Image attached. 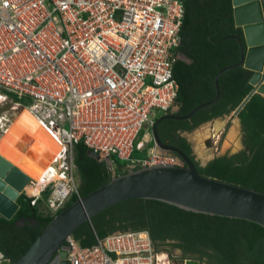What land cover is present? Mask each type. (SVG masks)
<instances>
[{
  "label": "built area",
  "instance_id": "2783aa9c",
  "mask_svg": "<svg viewBox=\"0 0 264 264\" xmlns=\"http://www.w3.org/2000/svg\"><path fill=\"white\" fill-rule=\"evenodd\" d=\"M184 15L183 0H0V97H29L28 110L59 146L22 193L33 206L55 214L79 196L78 144L130 170L179 164L158 150L153 129L159 113L174 114ZM95 236L88 247L66 241L69 264H169L145 231Z\"/></svg>",
  "mask_w": 264,
  "mask_h": 264
},
{
  "label": "trees",
  "instance_id": "16d2710c",
  "mask_svg": "<svg viewBox=\"0 0 264 264\" xmlns=\"http://www.w3.org/2000/svg\"><path fill=\"white\" fill-rule=\"evenodd\" d=\"M183 1L182 44L176 53H186L192 63L177 60L174 78L179 84L176 104L182 108L179 113L186 115L216 97L215 77L220 70L240 62L239 43L233 35L242 36V33L232 28L231 0ZM251 75L243 67H235L220 77L221 97L206 108L210 110L208 120L229 115L241 104L252 90ZM237 117L242 121L244 133V149L238 154L217 157L202 167L190 157L191 147L185 139L178 137L175 145L194 161L202 176L264 193V97L254 95ZM171 122L175 123L174 120L163 123ZM186 129L190 131L194 127ZM146 156V151H135L133 155L134 158ZM111 159L118 164L115 175L129 172L125 162L116 157ZM75 164L80 197L113 178L106 163L94 157L84 144L75 147ZM79 196L74 195L53 214L42 211L41 201L33 206V198L21 194L14 216L0 215V254L5 259L1 264L18 261L53 218L78 201ZM135 217L143 225L132 230L148 231L159 250L179 249L184 258L207 260L210 264H264V228L258 224L195 213L157 200L134 199L118 204L83 224L73 238L84 247L92 246L96 243L95 235L104 238L116 231H126L124 223Z\"/></svg>",
  "mask_w": 264,
  "mask_h": 264
},
{
  "label": "water",
  "instance_id": "95a60500",
  "mask_svg": "<svg viewBox=\"0 0 264 264\" xmlns=\"http://www.w3.org/2000/svg\"><path fill=\"white\" fill-rule=\"evenodd\" d=\"M231 2L234 26L242 33V36H233L239 43L240 62L219 71L215 77L216 97L194 108L183 117L185 119L220 99L219 79L235 67H243L252 73L249 80L252 90L232 115L238 116L254 95L264 97V0ZM173 118L178 117L173 114L161 116L153 129V137L159 151L175 153L183 165L159 164L113 176L109 183L81 197L55 216L29 250L14 264H69L66 241L78 228L104 211L134 199L157 200L195 213L246 220L264 228V193L202 176L190 157L161 140L159 123ZM104 162L110 170L118 169V164L111 158H106ZM32 179L37 178H31L0 154L2 216H14L18 209L16 200ZM185 264L200 262L188 259Z\"/></svg>",
  "mask_w": 264,
  "mask_h": 264
},
{
  "label": "rangeland",
  "instance_id": "374dc122",
  "mask_svg": "<svg viewBox=\"0 0 264 264\" xmlns=\"http://www.w3.org/2000/svg\"><path fill=\"white\" fill-rule=\"evenodd\" d=\"M3 93L9 95L11 99L0 97V119L1 117L4 118L3 121H0V154L19 167L22 163H30V154L35 151L39 155L38 160L41 168L46 170L53 157L58 153L59 146L48 134L38 131V128H35L21 114L31 105L32 100L29 97H19L7 91H3ZM16 103L23 108L17 106ZM162 115L159 113L158 117ZM150 133L149 130L146 132L149 135ZM185 137L191 145L194 159L201 165H205L208 161L220 156L238 154L244 149L242 123L232 113L201 124L187 132ZM150 147L152 145L148 144L146 150ZM40 158L42 159L40 160ZM141 158L143 157L135 159ZM178 165H183V163L179 161ZM116 173L118 172L112 171L113 176H116ZM44 199H47V194L44 195ZM40 208L43 212L51 213L45 205H41ZM162 250L166 255V261H171L173 264H185V256L181 258V250L172 249L170 252V247ZM2 262L4 261L0 257V264ZM199 262L200 264H210L207 260Z\"/></svg>",
  "mask_w": 264,
  "mask_h": 264
},
{
  "label": "flooded vegetation",
  "instance_id": "af4514ba",
  "mask_svg": "<svg viewBox=\"0 0 264 264\" xmlns=\"http://www.w3.org/2000/svg\"><path fill=\"white\" fill-rule=\"evenodd\" d=\"M231 24H232V28L233 29H235L238 32H241V30L239 28H236L234 26V22L231 23ZM237 35H239V33L234 34L233 36H237ZM178 55H179V60H182L183 62H185L187 64H191L192 63V60L188 57V55H186V53L181 52ZM175 107H177V110H174V114L173 115L176 116V117H178V118L167 119V120H171V121L174 120L175 121V123H172L171 122L172 124H169V125H166V124L163 123L166 120H163L162 122H160L159 125H158V133H159V136H161V138L168 145H172V146L177 147L175 144L177 142H179L178 137H180L182 139H185L187 141V143L190 145L189 141L185 137V135L187 134V132H190V131L187 130L186 128L189 127V126L196 128V127L200 126L201 124H205V123L209 122L210 120L207 119V115H208V111H210V110H207L206 109L208 107L203 108V109H201V110H203L202 112L200 110L201 113L200 112H197L191 118L185 119L183 117H185L187 114L186 115H182V114L179 113L180 110L182 109L181 106L176 104ZM224 116H228V115H224ZM221 117H223V116H221ZM217 118H220V117H217ZM239 120L242 123V121H241L240 118H239ZM176 135H177V137H175ZM190 147H191V145H190ZM191 151H192V149H191ZM190 157H193V153H191V156ZM201 166L204 167L203 165H201ZM142 225H143V223H141V221H139L138 219H136V217L133 218V219H130L127 222L124 223V226H126V228H128L126 231H133L132 229L134 227H141ZM126 231H116V232H126ZM140 231H145V232L149 233L146 230H140ZM183 254H184L183 251H181V256H182L181 258H183V256H184ZM188 259H192V258H185V261L188 260ZM193 260H195V259H193ZM185 261H184V263H185ZM169 264H173V263H171V261H169Z\"/></svg>",
  "mask_w": 264,
  "mask_h": 264
},
{
  "label": "bare ground",
  "instance_id": "6f19581e",
  "mask_svg": "<svg viewBox=\"0 0 264 264\" xmlns=\"http://www.w3.org/2000/svg\"><path fill=\"white\" fill-rule=\"evenodd\" d=\"M28 121L29 123L33 124L35 128H38V131H43L45 134H47L42 127L39 125L38 121L34 118V116L31 114V112L28 109H25L21 113ZM219 126V125H218ZM59 151V148H58ZM39 155L37 152H31L29 161L30 163H22L19 168L26 172L28 175L34 178H39L40 175L45 171L40 166V161L38 160ZM42 158H40L41 160ZM79 198V197H78ZM68 208V207H67Z\"/></svg>",
  "mask_w": 264,
  "mask_h": 264
},
{
  "label": "clouds",
  "instance_id": "9594fccd",
  "mask_svg": "<svg viewBox=\"0 0 264 264\" xmlns=\"http://www.w3.org/2000/svg\"><path fill=\"white\" fill-rule=\"evenodd\" d=\"M154 138V137H153ZM155 142V141H154ZM171 154H174L175 155V153H171ZM176 156V155H175ZM180 160V159H179ZM134 170H136V169H134ZM112 171V170H111ZM116 171V170H115ZM130 171V170H129ZM116 176H118V175H116Z\"/></svg>",
  "mask_w": 264,
  "mask_h": 264
},
{
  "label": "crops",
  "instance_id": "0c3cea01",
  "mask_svg": "<svg viewBox=\"0 0 264 264\" xmlns=\"http://www.w3.org/2000/svg\"><path fill=\"white\" fill-rule=\"evenodd\" d=\"M23 171V170H22ZM24 172V171H23ZM25 174H27L26 172H25ZM28 175V174H27ZM29 176V175H28ZM16 203H17V200H16ZM1 215V214H0ZM13 217V216H12Z\"/></svg>",
  "mask_w": 264,
  "mask_h": 264
}]
</instances>
